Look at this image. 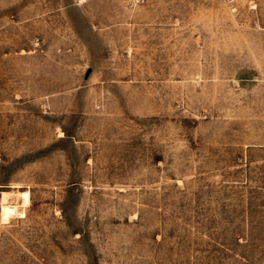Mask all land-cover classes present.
Instances as JSON below:
<instances>
[{"label":"rangeland","instance_id":"1","mask_svg":"<svg viewBox=\"0 0 264 264\" xmlns=\"http://www.w3.org/2000/svg\"><path fill=\"white\" fill-rule=\"evenodd\" d=\"M3 193L0 264H264V0H0Z\"/></svg>","mask_w":264,"mask_h":264},{"label":"bare ground","instance_id":"2","mask_svg":"<svg viewBox=\"0 0 264 264\" xmlns=\"http://www.w3.org/2000/svg\"><path fill=\"white\" fill-rule=\"evenodd\" d=\"M20 196L23 198V201L24 202H27V200H28V193L26 191L20 192ZM6 197H7L6 194L3 193L2 194V197L0 199V203H9V202L6 201Z\"/></svg>","mask_w":264,"mask_h":264}]
</instances>
